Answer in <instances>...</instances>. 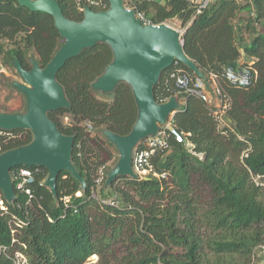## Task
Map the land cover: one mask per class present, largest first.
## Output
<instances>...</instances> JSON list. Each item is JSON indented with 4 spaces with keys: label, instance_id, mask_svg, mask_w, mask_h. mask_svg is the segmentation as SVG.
Returning <instances> with one entry per match:
<instances>
[{
    "label": "trees",
    "instance_id": "1",
    "mask_svg": "<svg viewBox=\"0 0 264 264\" xmlns=\"http://www.w3.org/2000/svg\"><path fill=\"white\" fill-rule=\"evenodd\" d=\"M57 1L67 17L82 20L79 0ZM139 8L155 24L177 18L187 26L185 52L205 73L207 85L211 87L215 75L230 99L227 132L218 130L210 103L179 93L172 81L166 85L168 68L155 95L157 99L176 95L184 101L172 122L187 141L171 139L168 149L153 156L158 175L123 176L108 188L97 187V170L112 158L109 148L115 146L103 130L128 134L137 106L125 83L108 94L91 86L112 61L111 48L99 43L83 50L57 75L72 106L50 116L65 134L75 136L73 162L86 189L62 171L55 196L45 185L48 170L40 167L29 185L35 196L30 202L16 185L13 204L0 190L6 206L0 207V246L8 247L0 264H15L16 251L26 256L28 264H87L93 255L99 256L100 264H252L257 249L264 246V31L255 27L264 21V0H213L195 17L186 0L165 4L148 0ZM243 12L250 16L238 19ZM63 44L52 16L16 0H0L2 66L19 75L15 60L31 69L34 58L44 67ZM178 65L193 73L181 62ZM227 66L240 70L250 66L252 84H230L224 72ZM58 114L69 115L71 121L64 124ZM6 132L17 136L5 140L0 135L2 152L33 138L29 130ZM18 167L22 165L11 172ZM109 199L114 204L106 202ZM16 218L21 226L15 224Z\"/></svg>",
    "mask_w": 264,
    "mask_h": 264
},
{
    "label": "water",
    "instance_id": "2",
    "mask_svg": "<svg viewBox=\"0 0 264 264\" xmlns=\"http://www.w3.org/2000/svg\"><path fill=\"white\" fill-rule=\"evenodd\" d=\"M16 1L32 11L52 16L64 44L44 67L34 58L31 69H25L15 60L22 81H12V86L25 94L26 110L22 113L0 110V130H29L33 138L28 144L0 153V190L4 200L13 204L17 198L11 171L21 165L45 167L48 170L45 185L55 196L62 171L69 172L81 183V189H86V180L73 162L75 136L65 134L50 112L72 106L57 78L58 72L68 60L99 43L111 48L113 59L92 82V88L108 94L125 83L131 88L137 106V118L128 134L103 130L119 152L117 163L108 172L105 187L119 177L139 178L133 168L135 148L142 140L157 134L161 126L170 125L181 108L176 95L166 102L156 98L155 87L161 82L164 71L181 62L207 81L205 73L185 52L184 33L165 22L143 23L135 10L126 8L124 0H109L106 10H95L87 5L80 21L67 17L57 0Z\"/></svg>",
    "mask_w": 264,
    "mask_h": 264
},
{
    "label": "built area",
    "instance_id": "3",
    "mask_svg": "<svg viewBox=\"0 0 264 264\" xmlns=\"http://www.w3.org/2000/svg\"><path fill=\"white\" fill-rule=\"evenodd\" d=\"M148 0H124V4L126 8L133 9L136 11L137 16H139L143 23H150L155 24L151 20L146 17V14L143 10H140V4L146 2ZM157 1V0H155ZM172 0H161L159 3H168ZM190 7L194 10L193 17L201 14L206 10L209 5L213 2V0H186ZM91 6L92 8H96L97 10H106L110 6L109 0H79L78 2V10L80 12H84L85 6ZM166 23V22H165ZM191 21L188 23L190 24ZM187 26L179 27L182 33L185 32ZM171 69L166 74L165 81L166 85L170 84V82H174L175 87L177 88L179 93L185 95H192L198 97L199 99L203 100L204 102L211 104V114L217 123L218 130L221 132L226 133L225 127L228 125L225 114L226 111L230 107V99L228 94L218 85L216 76L213 75L211 77L212 84L215 89L216 93V103L215 107L213 106L212 101V92L209 89L206 81H203L200 77L196 76L194 73H190L185 68L175 63L173 66L170 67ZM225 77L229 81L230 84L238 86V87H248L253 82V70L250 66L244 67L243 69H236L233 66H227L225 68ZM170 97H162L157 99L159 102H166L169 100ZM170 125H163L160 128V131L148 138L142 140L134 150L133 153V168L135 172L138 174L139 179L147 178L150 174L158 175L154 171V165L152 163V158L156 155L159 151H164L170 147V140L173 139L178 143L186 142V135L181 132L176 125L173 124L172 120ZM88 130H92V125L90 123L87 124ZM0 135H5L7 138L5 140H9L17 135L13 133L6 132L4 130H0ZM189 145V144H188ZM3 150V144L0 142V152ZM107 164L103 165L98 168L95 183L97 187H101L105 184L108 172L106 171ZM40 171V167L36 166L27 167L22 166L16 168L12 173L13 181L15 182L16 189L21 192L25 193L29 197V202L35 198L32 189L30 188V184L34 182L36 174ZM165 177L166 175L163 174ZM96 196V193H94ZM1 198V194H0ZM2 200V199H0ZM65 201H69V197H65ZM3 201L0 202V205ZM110 204H114L112 199L106 201ZM2 207V206H0ZM4 208V207H2ZM5 209V208H4ZM22 223L17 218L15 219V224L21 226ZM16 230H13L15 232ZM15 241V240H14ZM8 247L7 246H0V255L2 253H7ZM15 264H28V259L26 256L20 252L16 251L14 256L12 257Z\"/></svg>",
    "mask_w": 264,
    "mask_h": 264
},
{
    "label": "rangeland",
    "instance_id": "4",
    "mask_svg": "<svg viewBox=\"0 0 264 264\" xmlns=\"http://www.w3.org/2000/svg\"><path fill=\"white\" fill-rule=\"evenodd\" d=\"M249 16H250L249 12H243L241 13L238 19L241 20L247 19ZM238 19L234 21L236 28L239 26L240 23ZM167 23L174 26L175 28H179L181 26V22L177 18L171 19ZM255 27L257 28V31H264V21L256 23ZM244 35L246 37L248 36V33L245 32ZM12 81H22V77L20 75H17L12 69L2 66L0 62V107L8 112L22 113L26 110L27 100L22 93L18 92L15 88L10 86V82ZM181 104H183V102ZM57 117L60 118L64 122V124H68L71 121L69 115L63 116L61 114H58ZM92 134L95 135V133ZM109 149L112 152V158L109 159L106 164L108 166H111V168H113L114 161L116 159H119V152L117 151L115 146H110ZM0 206L6 208L3 202ZM2 207L1 209H4ZM87 264H100L99 256L98 255L91 256ZM252 264H264V246H261L257 249Z\"/></svg>",
    "mask_w": 264,
    "mask_h": 264
},
{
    "label": "crops",
    "instance_id": "5",
    "mask_svg": "<svg viewBox=\"0 0 264 264\" xmlns=\"http://www.w3.org/2000/svg\"><path fill=\"white\" fill-rule=\"evenodd\" d=\"M158 2V1H157ZM181 27V26H180ZM212 81V80H211ZM212 83V82H211ZM212 88L214 89V87L213 86H209V89L211 90V92H212V101H214L215 100V98L217 97L216 96V93H215V89L214 90H212ZM179 102H180V104L183 102V104H184V101L183 100H179ZM215 103H216V100L212 103L213 104V106L215 107ZM211 105V104H210ZM173 119V118H172Z\"/></svg>",
    "mask_w": 264,
    "mask_h": 264
},
{
    "label": "bare ground",
    "instance_id": "6",
    "mask_svg": "<svg viewBox=\"0 0 264 264\" xmlns=\"http://www.w3.org/2000/svg\"><path fill=\"white\" fill-rule=\"evenodd\" d=\"M1 202V201H0Z\"/></svg>",
    "mask_w": 264,
    "mask_h": 264
}]
</instances>
